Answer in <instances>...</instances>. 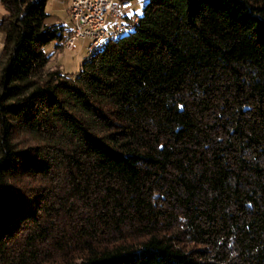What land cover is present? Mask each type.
I'll return each mask as SVG.
<instances>
[{
	"label": "trees",
	"instance_id": "obj_1",
	"mask_svg": "<svg viewBox=\"0 0 264 264\" xmlns=\"http://www.w3.org/2000/svg\"><path fill=\"white\" fill-rule=\"evenodd\" d=\"M44 3L0 0V264H264V0H144L74 72Z\"/></svg>",
	"mask_w": 264,
	"mask_h": 264
},
{
	"label": "built area",
	"instance_id": "obj_2",
	"mask_svg": "<svg viewBox=\"0 0 264 264\" xmlns=\"http://www.w3.org/2000/svg\"><path fill=\"white\" fill-rule=\"evenodd\" d=\"M131 5L130 0H69L67 14L71 22L70 32L63 40V46L70 48L76 38H87V48L110 35V28H120L124 21H113L106 27L105 14L113 19L122 18L124 10Z\"/></svg>",
	"mask_w": 264,
	"mask_h": 264
},
{
	"label": "rangeland",
	"instance_id": "obj_3",
	"mask_svg": "<svg viewBox=\"0 0 264 264\" xmlns=\"http://www.w3.org/2000/svg\"><path fill=\"white\" fill-rule=\"evenodd\" d=\"M117 1V0H112ZM131 6L124 10L126 15H130L132 18H136L141 12L144 0H130ZM68 0H45L44 9L51 17H55L56 21L64 23L67 27L71 25L69 20L66 5ZM106 27H111L113 21H123L122 18L113 19L110 15L105 14ZM55 39H51L42 45V49L46 53H50V57L47 62V66L51 67L58 65V67L65 72H74L79 68L80 62L83 60L84 55L87 53V38H76L73 42V46L67 48L61 46L56 48L54 46Z\"/></svg>",
	"mask_w": 264,
	"mask_h": 264
},
{
	"label": "bare ground",
	"instance_id": "obj_4",
	"mask_svg": "<svg viewBox=\"0 0 264 264\" xmlns=\"http://www.w3.org/2000/svg\"><path fill=\"white\" fill-rule=\"evenodd\" d=\"M125 26H126V24L124 26L120 27V28H110V35L111 36H108L106 38H100V41H97L96 43H93L92 45H90L89 48H87V53H89V52H91V50H93V49L98 48L99 46H101L103 44V42H105L107 39H109L112 36H114L115 34H117L121 29L125 28Z\"/></svg>",
	"mask_w": 264,
	"mask_h": 264
},
{
	"label": "crops",
	"instance_id": "obj_5",
	"mask_svg": "<svg viewBox=\"0 0 264 264\" xmlns=\"http://www.w3.org/2000/svg\"><path fill=\"white\" fill-rule=\"evenodd\" d=\"M68 2H69V0H68ZM131 6V5H130ZM129 7V6H128ZM66 10H67V5H66ZM3 12V8H2V6H1V4H0V14ZM125 14V13H124ZM0 43H1V34H0Z\"/></svg>",
	"mask_w": 264,
	"mask_h": 264
}]
</instances>
